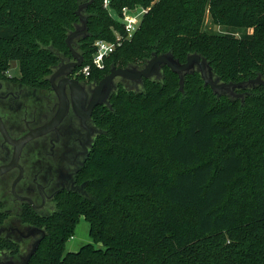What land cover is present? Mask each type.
<instances>
[{
  "label": "trees",
  "instance_id": "1",
  "mask_svg": "<svg viewBox=\"0 0 264 264\" xmlns=\"http://www.w3.org/2000/svg\"><path fill=\"white\" fill-rule=\"evenodd\" d=\"M104 1L83 11L89 31L73 42L83 66L95 41L112 40L111 26L119 27ZM109 2L117 12L137 5L148 11L88 81L166 52L182 63L200 54L221 82L264 80V0ZM81 3L0 0V78L17 61L21 82L48 88L61 58H72L66 38L80 24ZM207 10L214 24L252 32H207ZM157 77L139 92L119 84L95 108L100 133L78 174L82 192L60 193L48 216L22 211L24 224L46 231L29 264H264V85L234 98L214 94L198 71L181 82L164 67ZM81 216L93 242L66 252ZM8 217L0 209V227ZM25 251L0 236V253Z\"/></svg>",
  "mask_w": 264,
  "mask_h": 264
},
{
  "label": "flooded vegetation",
  "instance_id": "2",
  "mask_svg": "<svg viewBox=\"0 0 264 264\" xmlns=\"http://www.w3.org/2000/svg\"><path fill=\"white\" fill-rule=\"evenodd\" d=\"M72 60L61 58L54 72L59 67H63V71L55 81L58 83L66 77L77 80L89 100L97 82L82 79L76 72L70 73V69L64 66ZM131 67L137 70L144 68L143 65ZM52 74L48 78V88L27 85L20 81V76L0 78V171L5 169L0 172V209L9 214L0 227V236L19 242L27 253L39 238L37 233L28 234L38 227L24 224L20 214L31 208L40 216H48L55 211L56 198L60 193L84 190L78 174L100 133L92 123L93 115L87 121V127L82 126L67 87L69 108L62 121L22 143L31 133L50 124L59 110L60 100L50 82ZM145 80L133 82L119 78L118 85L139 92ZM21 256L1 252L0 264L21 263L25 257Z\"/></svg>",
  "mask_w": 264,
  "mask_h": 264
},
{
  "label": "water",
  "instance_id": "3",
  "mask_svg": "<svg viewBox=\"0 0 264 264\" xmlns=\"http://www.w3.org/2000/svg\"><path fill=\"white\" fill-rule=\"evenodd\" d=\"M94 1L95 0H87L78 6L76 15L79 18L80 24L76 26L74 30L70 31L66 38V45L71 52L72 58L74 59L64 66L65 68L70 69V73H73L77 68H81L83 66L84 57L75 49L73 42L79 37L87 36L89 31V20L83 11L92 5ZM164 67H168L173 73L177 74L181 82L186 75L198 71L201 78L204 80L205 86H210L213 93L217 95L226 94L230 97L238 98L244 95L243 93H239V90L246 89L254 84L264 85V80L259 77L240 82H221L220 79L213 73L209 62L200 54H190L187 56L186 61L182 63L179 59L175 58L172 52H166L163 54H153V56L146 61L144 68L141 70H137L132 67H112L109 74L103 77L93 87L91 97L88 100L84 87L77 80L66 77L56 83L55 79L63 71V67H59L55 72H53L50 79L51 87L60 100L59 110L50 124L31 133V135L22 140V143L30 137H35L36 135L45 133L49 130L51 125H57L62 121L69 108L67 87L69 88L72 96L73 109L79 117L82 126L87 127V121L92 117L94 109L109 102L114 90L117 88L119 78L128 79L133 82H141L144 78L150 79L154 76H160ZM14 161H17V159ZM4 170L5 169L1 171ZM36 233L39 235V238L33 242L31 248L21 263L7 262L4 264H29L33 255L36 254L42 239L46 236V231L41 228H34L30 230L28 236Z\"/></svg>",
  "mask_w": 264,
  "mask_h": 264
},
{
  "label": "rangeland",
  "instance_id": "4",
  "mask_svg": "<svg viewBox=\"0 0 264 264\" xmlns=\"http://www.w3.org/2000/svg\"><path fill=\"white\" fill-rule=\"evenodd\" d=\"M85 1L87 0H82V3ZM109 3H110L109 0H107V5H108L107 7L105 6L106 4L104 1V7L108 8L110 15L117 21V24L119 27L116 28L115 26H111V30L114 34V38L112 40H106V41L114 44L116 43V41L121 35H125V34H124L123 25H122L123 23H122L121 11L117 12L116 10L109 8ZM134 7H140V6L137 5ZM203 30L207 32H211V33H218V34H232V35H235L236 37H241L242 35L246 33L252 32V29L251 28L249 29L247 27L236 28V27H231V26H226V25L214 24L211 20L209 10H207L206 12ZM98 40H105V39H98ZM98 40H96L95 42H97ZM5 74L20 76L19 62L17 61L11 62ZM89 228H90L89 223L86 221V219L83 216H81L79 222L74 228V231H73L74 236L72 238H69L66 241V244H65L66 252H77L82 246L93 242L90 236Z\"/></svg>",
  "mask_w": 264,
  "mask_h": 264
},
{
  "label": "built area",
  "instance_id": "5",
  "mask_svg": "<svg viewBox=\"0 0 264 264\" xmlns=\"http://www.w3.org/2000/svg\"><path fill=\"white\" fill-rule=\"evenodd\" d=\"M105 4V6L108 7L107 0H105ZM147 11L148 9L143 8L142 6H125L121 10L122 25L125 35H121L114 44L106 40H98L95 42L96 51L93 55L91 63L82 66L76 72V75H83L85 78H88L93 68L103 69L105 59L110 56L115 51V49L123 43V41L131 39L134 36V34L139 29L143 16L147 13Z\"/></svg>",
  "mask_w": 264,
  "mask_h": 264
}]
</instances>
